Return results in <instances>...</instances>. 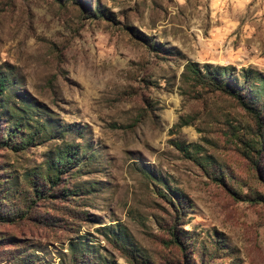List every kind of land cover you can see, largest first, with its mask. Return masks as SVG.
Instances as JSON below:
<instances>
[{
	"label": "rangeland",
	"instance_id": "rangeland-1",
	"mask_svg": "<svg viewBox=\"0 0 264 264\" xmlns=\"http://www.w3.org/2000/svg\"><path fill=\"white\" fill-rule=\"evenodd\" d=\"M263 76L264 0H0V264H264Z\"/></svg>",
	"mask_w": 264,
	"mask_h": 264
},
{
	"label": "trees",
	"instance_id": "trees-1",
	"mask_svg": "<svg viewBox=\"0 0 264 264\" xmlns=\"http://www.w3.org/2000/svg\"><path fill=\"white\" fill-rule=\"evenodd\" d=\"M233 70H235V68L231 65L212 66L210 64H204L202 67H199L197 62L188 61L185 64L184 71L182 72V78L184 82L190 81L192 84H194V86H200L209 89L210 91L224 92L236 97L245 107H247V109L253 112L256 118V122L260 124L261 114L249 105V100H245L247 96L245 97L242 92L245 88L250 90L253 81L256 80L257 77L260 76V74L249 67L241 68L239 78H241L242 81L240 85L238 84L240 82H237V79L233 78ZM6 88L7 78L0 77V95L4 93ZM74 154L75 152L69 150L65 155V158L63 159L64 162H61L60 167H66L67 163H70L71 160L74 159ZM61 168H59L58 170H60ZM36 192H38V190H36ZM179 203H181V201H178V205H180ZM170 230V234L173 237L171 239L172 243L177 244L179 247H183L180 238L176 233H174L173 228H170Z\"/></svg>",
	"mask_w": 264,
	"mask_h": 264
}]
</instances>
